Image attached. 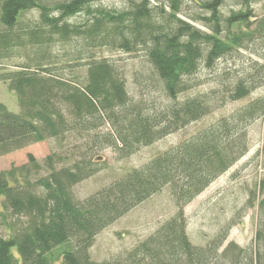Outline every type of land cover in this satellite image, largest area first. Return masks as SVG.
Listing matches in <instances>:
<instances>
[{
	"label": "trees",
	"instance_id": "1",
	"mask_svg": "<svg viewBox=\"0 0 264 264\" xmlns=\"http://www.w3.org/2000/svg\"><path fill=\"white\" fill-rule=\"evenodd\" d=\"M106 1L0 0V60L26 47L43 60L52 46L62 44L71 46L72 61H85L86 68L82 82L59 77L60 68H44L45 60L35 69L24 65L0 74L20 109L13 113L0 102V158L109 126L92 139L99 151L111 148L124 160L264 88V0H235L241 10L228 16L222 8L229 0H188L197 11L186 15V0H122L121 9L102 6ZM32 10L40 14L35 25L23 18ZM79 15L86 21L71 24ZM104 48L144 53L152 72L143 86H161L164 102L135 100L118 67L97 56ZM241 51L255 55L250 68L217 70L221 60ZM210 83L215 86L194 92ZM263 119L264 95L84 201L75 199L73 189L100 171L89 144L86 154L61 168V156L50 155L41 165L29 155L27 164L0 173V264H96L90 250L97 236L166 188L179 219L126 259L102 264H264V178L245 209L258 207L250 247L231 244L220 252L243 215L202 247L191 242L184 212L247 155V127Z\"/></svg>",
	"mask_w": 264,
	"mask_h": 264
},
{
	"label": "rangeland",
	"instance_id": "2",
	"mask_svg": "<svg viewBox=\"0 0 264 264\" xmlns=\"http://www.w3.org/2000/svg\"><path fill=\"white\" fill-rule=\"evenodd\" d=\"M184 2L182 14L186 15L191 13L190 11H197L188 0ZM102 6L121 9L124 3L122 0H109L103 2ZM253 7L255 8V5ZM239 10H241V6L237 5L235 0L227 1L222 8L225 16ZM39 17V11L32 10L27 12L23 18L25 23L35 25L39 22ZM85 21V15L70 19V23L75 25H81ZM195 26L206 30L200 23H195ZM73 51L74 49L68 45L56 44L52 46L48 55L44 56L46 57L43 59L45 60L43 62L44 68L45 66L46 68H60V71L57 72L59 77L74 82L84 81L86 68L83 65L85 61H72L74 60ZM14 52L12 58L0 60V74L18 70L20 66L24 65L35 69V64L43 61L31 47L19 48ZM96 53L99 58L107 59L118 67L127 83L129 93L135 100L143 99L145 102H150L158 99L159 102H164L165 97L161 86H151L152 88L147 89L143 86L152 72L144 53L127 54L106 48L97 50ZM68 62H71L70 65H66ZM254 63L255 55L248 51H241V53L235 54L232 59L221 60L217 70L224 72V70L241 68V66L250 68ZM204 74H209V71L205 70ZM214 86L213 83H210L194 92L202 93ZM262 95H264V88L253 92L245 100L227 104L181 132L172 134L149 147H142L135 155L124 160H120L111 148L99 151V145L94 143L95 139L92 137L95 134L100 137L109 132V126H104L90 135L74 134L66 137L65 140L50 139L3 156L0 158V173L8 171L12 167H21L27 164L29 155L36 158L41 165H44L48 156L58 155L65 159V162L59 164L58 167L69 166L80 155L86 154V144H89L94 149V155L91 153L89 156L93 155L92 162L100 171L73 189L75 199L84 201L121 179L128 171L143 167L156 156L178 145L182 140L189 138L204 127L214 124L222 117L228 116ZM180 98L181 100L185 99L183 96ZM0 102L6 105L11 112H20L15 94L10 92L7 86L1 82ZM246 132L249 149L247 155L185 208L187 234L195 246L205 247L221 232H224L229 223L239 214L243 215L241 222L230 228L228 238L220 252L231 244H235L241 249L255 244L258 207L256 205L248 210L245 209L250 198V192H255L256 184L264 178V119L247 127ZM178 211L169 188H166L99 234L90 250L91 261L102 264L120 258L126 259L143 243L155 238L164 228L176 222L179 219ZM0 233L3 235L2 231Z\"/></svg>",
	"mask_w": 264,
	"mask_h": 264
}]
</instances>
